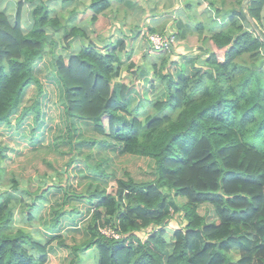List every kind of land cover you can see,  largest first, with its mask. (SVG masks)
I'll list each match as a JSON object with an SVG mask.
<instances>
[{"label":"trees","instance_id":"16d2710c","mask_svg":"<svg viewBox=\"0 0 264 264\" xmlns=\"http://www.w3.org/2000/svg\"><path fill=\"white\" fill-rule=\"evenodd\" d=\"M46 1L0 0V124L9 126L29 85H35L37 98L42 94L34 67L51 53L48 76L59 85L67 122H89L126 154L151 159L154 177L149 182L113 178L102 191L83 194L72 193L65 177L33 191L20 189L13 179L11 190L0 195V264H45L54 248L71 253L69 264L80 263V253L90 248L97 251V264H252L264 250V0L245 5L229 0L231 6L213 14L207 8L226 0L195 2V8L186 0L173 13L177 40L193 35L194 27L199 50L207 56L195 55V72L185 77L174 73V50L160 61L145 53L149 62L142 65L118 62L119 55L128 57L127 38L136 33L69 47L73 38L84 36L77 26L69 27L79 14L74 4L88 1L80 10L96 15L122 0H60L73 6L68 17L61 14L62 21L49 16ZM6 4L15 6L13 15ZM22 9L31 24L27 33ZM196 13L207 19L206 28ZM51 32L60 35L67 56L54 53ZM123 73L130 79L120 83ZM37 98L22 108L18 124L29 112L38 123ZM1 153L0 148L4 158ZM50 189L61 191L63 204L72 198L91 204L85 241L69 246L58 234L61 218L75 210L71 207L52 210L48 227L55 236L44 243L24 226L14 227L23 219L29 225ZM203 203L212 206L211 222L198 213ZM104 227L119 238L101 234Z\"/></svg>","mask_w":264,"mask_h":264},{"label":"rangeland","instance_id":"374dc122","mask_svg":"<svg viewBox=\"0 0 264 264\" xmlns=\"http://www.w3.org/2000/svg\"><path fill=\"white\" fill-rule=\"evenodd\" d=\"M10 1L16 2L17 0ZM172 1L173 0H122L119 3L111 1L108 9L102 13L103 15L101 13L94 15L89 10H80L84 5L87 6L88 1H81L79 4H74V9L79 12V14L73 17L69 27L77 26L84 32V36H76L73 38L69 47L73 50L91 40L94 44H100L101 40L111 41L119 32H122L126 36H130L132 33L138 34L142 29H146L148 26H153L158 29V24H162L159 20H162L165 16L170 18L168 20H173L174 17L171 18L173 14L171 11H176L186 6V0H176L175 4ZM200 1L203 2V0H192L194 8L196 7V3ZM215 1L218 2L219 0ZM45 3L47 6L49 5V16L58 17L59 20H61V14L68 17L67 13L70 12L73 7L68 6L71 4L69 1L62 4L60 0H47ZM5 6L8 12L13 15L15 6H10L8 4ZM228 6H231V4L229 0H226L225 5L215 3L209 6L206 12L210 11L213 14ZM191 14L193 15L194 12ZM27 16L26 10L22 9L20 21L23 22L24 33H27V30L31 26V24L27 22ZM92 16H97L95 21H91ZM197 17L204 22L206 28L209 24L207 19L205 20L202 15H197ZM188 22H190V20H188L187 23ZM170 23H172V21ZM170 29L171 30L168 32L176 34L175 31L172 30L173 28ZM190 29L193 35H188L183 41V44L190 48L187 54H192V56L186 57L181 54H175L178 63L173 66V69L176 76H178L177 74H181L184 77L192 75V73L195 72L193 66L194 56L196 55L198 57L197 60H204L207 56L200 52L201 49L198 50L200 43H198L197 38L194 37L196 33L195 28L191 27ZM204 33H207V31L204 30ZM58 35L53 32L50 34V37L57 43L53 51L54 53H62L64 56H67L68 52L63 49L64 46L61 44L62 39L58 40L60 36ZM138 38L139 37H135L132 44L126 48V51H130L132 61L141 64L142 56L145 53L150 54L156 60L160 61L166 51L150 53L146 44L144 49L142 48L140 44L141 41L139 40L140 38ZM177 44L179 45L180 43L177 41ZM74 45L78 47H74ZM180 46L182 47V45ZM193 49H197L198 52L193 54L192 52L195 51ZM51 59L52 54L47 53L43 58L41 67L34 70L36 77L42 83V94L37 98L38 95L35 85H29L22 95L19 109L10 115V126L5 127L0 125V148L2 150L1 154L4 156V158L0 156V195L11 190L13 179L20 181V189H35L37 182L41 184H44V181L48 183L59 182L61 177H65L67 185L69 183L79 188V190H83L87 186L79 185L80 181L81 184H83L85 178L88 177L91 182L96 171L103 170L105 164H107L105 171L107 174H112L117 166H125L128 170H132L136 181H147L153 178L154 163L151 159L149 160L146 157H132L130 160L123 162V159L118 158L120 157L119 154L112 152V155H110V152L101 149V145H98L99 148L97 146L91 147L96 140H105L112 144H117V146L119 145L118 143L108 137L96 134L93 127L86 122L75 119L71 120L69 123L67 122L62 108L63 99L59 85L52 77L48 76V70H50L48 62ZM118 62L122 64L128 63L127 58L123 55H119ZM129 79L130 78L123 73L119 82H128ZM136 88L138 91L142 92L141 83L137 84ZM36 98L38 99L40 111L38 125L34 124V112H29L18 124L15 118L22 112L21 110L23 107L31 106ZM69 124L71 126L73 125L75 128L73 132L68 129L70 126ZM68 132L70 135L69 141L67 139ZM95 136L96 138H94ZM70 159H74V164H69ZM95 163L99 164L95 165ZM72 166H74L73 169L71 168ZM81 177L83 178L81 179ZM35 178H37V180ZM71 179H73L72 182H70ZM89 188H91V186ZM85 190H87V188ZM46 194L47 202L37 210L38 220L31 222L30 225L24 222L26 227L30 228V226L34 225L35 228L38 227L41 229L39 233H35L34 230V237L41 240L42 243L55 236L54 232L48 229L50 211L52 212L54 209L64 208L65 206L73 207L74 209H86V205L82 202H79L78 206L71 204L70 202H72V200L67 204H63L61 192L58 190H51ZM197 210L199 214L205 216L207 222H211L215 219L210 204L203 203ZM83 212L82 215H79V213L72 216V218H76L75 222H77L78 228H80L78 231L75 230V232L69 229L70 232H68L67 238L69 243H72L73 236L75 239H79L85 234L83 227L86 226V224L84 219L85 213ZM68 216L69 215H65L61 218L62 226H69L66 218ZM37 234H39V236H37ZM170 234L171 233H169V235ZM41 235L44 239H42ZM55 242L56 241H54V244ZM168 247H171V242L168 243ZM57 249L58 248L48 253L49 257L46 264H54L55 262L56 264H68L72 257L69 251ZM56 250L57 254L53 255ZM93 251L95 252L93 260H96L97 251ZM252 264H264V250L261 254L254 257Z\"/></svg>","mask_w":264,"mask_h":264},{"label":"crops","instance_id":"0c3cea01","mask_svg":"<svg viewBox=\"0 0 264 264\" xmlns=\"http://www.w3.org/2000/svg\"><path fill=\"white\" fill-rule=\"evenodd\" d=\"M179 11H180V9H178ZM26 12H27V10H26ZM175 11H171V13H174ZM175 15L174 14H172V17L171 18H173ZM176 17V16H175ZM158 18V17H157ZM28 19V18H27ZM168 19H170L169 17H164V18H162V20H159L160 21V23H162V24H158V29H156L157 31H155V32H157V33H161V34H164L165 32H167L168 33V31H170L171 29L170 28H173L172 30H174V29H176L175 28V25L173 24V22L172 23H170L172 20H168ZM168 20V21H167ZM189 19H187L186 21H188ZM169 22V23H168ZM158 23V22H157ZM167 23V24H166ZM165 24H166V26H165ZM152 26H148L146 29H148V28H151ZM118 35L119 36H125L124 34H122L121 32H119L118 33ZM117 35V36H118ZM128 37V36H127ZM135 37H139V36H135ZM134 37V38H135ZM116 38V37H115ZM115 38H112V40L111 41H113ZM133 37H131V38H127V46H126V48L128 47V46H130L131 44H132V42H133V39H134ZM140 38V39H139ZM138 39L141 41L140 42V44L142 45V48L144 49V47H145V41H144V39L143 38H141V37H139ZM180 44L178 45V47L177 48H175L174 49V53L175 54H181L182 55V53L184 52V53H186V52H189L190 51V48L188 47V46H184L183 45V42L182 41H180L179 42ZM180 45H182V47L180 46ZM180 46V47H179ZM184 50V51H183ZM186 50V51H185ZM193 50H195L194 52H192L193 54H195V53H197L198 52V50L197 49H193ZM127 52V55H128V57H127V61L128 62H130V61H132V58L130 57V51H126ZM177 52H180V53H177ZM203 54V53H202ZM143 56H144V54H143ZM143 56H142V62H141V64H138V65H142V64H144V60H146V61H148L149 62V60H148V58H146V59H144L143 58ZM42 61H43V59L41 60V61H39V62H37L36 64H35V67H34V70H36V68H38V67H41V64H42ZM48 66H50V61L48 62ZM34 73H35V71H34ZM41 83V82H40ZM42 84V83H41ZM19 109V108H18ZM20 113V112H19ZM19 115V114H18ZM15 120H16V118H15ZM86 123H88L90 126H92L91 125V123H89V122H86ZM0 125H3V126H5L6 127V125L5 124H0ZM9 126H10V122H9ZM9 126H7V127H9ZM94 138H96V136L94 137ZM67 143H69V142H67ZM98 145H101V149H103V151H108V152H110L111 154L110 155H112V152H114L115 154H119L120 155V157H118V158H120V159H123V162H125V161H128V160H130L132 157H139V156H134V155H129V154H126L122 149H121V146L120 145H118L117 146V144H112V143H110V142H108V141H105V140H103V141H98V140H96V142L94 143V144H92L91 145V147H98L99 148V146ZM2 149H4V148H2ZM113 158H114V155H113ZM142 158H145V157H142ZM147 159H149V158H147ZM106 160H108V159H106ZM150 160V159H149ZM101 161H105V160H101ZM70 163H72V164H74V159H70L69 160V164ZM97 164H99V163H95V165H97ZM106 166H107V164H105L103 167V170H97L96 171V173H95V175L93 176L94 178H93V180L90 182V180H89V178L88 177H86L85 178V182L83 183V184H81V181H80V183H79V185H81V186H83V185H86L87 187V190H85L86 188H84L83 190H79V188H76L75 186H73L72 184H69L68 183V188H69V190L72 192V193H74V194H83L84 192H89V193H95V191H102L103 189H105L106 187H107V185H108V182L111 180V179H113V178H116V179H124V180H126L127 179V177H130V178H132V179H134V181H136L135 180V178H134V176H133V172H132V170L130 171V170H128L125 166H117L116 167V170H114L113 171V173L112 174H107L105 171H106ZM73 167L74 166H72L71 168L73 169ZM70 168V169H71ZM78 177V176H77ZM83 177H81V179H82ZM36 180H37V178H35ZM153 178H150L149 180H147V181H141V182H149V181H151ZM72 180L73 179H71V181L70 182H72ZM68 182H69V178H68ZM136 182H139V181H136ZM38 184H40V182H37V186L35 187V189L38 187ZM91 186V188H89ZM35 189H30V190H35ZM51 190H58V189H50L49 191H51ZM48 191V192H49ZM58 191H60V190H58ZM47 192V193H48ZM61 192V191H60ZM61 195H62V193H61ZM72 200V202H70L71 204H73L74 206H78V203L79 202H82L83 204H85L86 205V209L85 210H83V209H80V208H76L75 210H73V214L72 215H69L68 217H66L67 218V223H68V225L69 226H62V223H61V225L59 226V230H60V232L58 233V234H60L63 238H64V240H65V243L67 244V245H69V246H72V245H75V244H80L81 242H83V241H85L87 238H88V233H87V230H86V226L88 225V221H89V219H90V215H91V211H92V206H91V204L89 203V202H87V201H85V200H82V199H74V198H72L71 199ZM45 202H47V194H45V197L40 201V202H38V204H37V207L36 208H34V219L33 220H31V222H33V221H36V220H38V215H37V210L39 209V208H41L42 207V205L45 203ZM70 204V205H71ZM71 208H73V207H71ZM64 209H70V208H68L67 206H65L64 207ZM83 211H85V212H83ZM82 212L83 213H85V224H86V226H84L83 227V230L85 231V234H84V236L82 235V237H80L79 239H75V237L73 236L72 237V243H69L68 242V232H70V230L71 231H73V232H75V230H77L78 231V229L80 228H78V225H77V222H75L76 221V218H72V216H74L75 214H79V215H82ZM51 215H52V212L50 211V216H49V220H50V218H51ZM201 215V214H200ZM83 219V220H84ZM24 222H26L25 221V219H23V220H21V221H19V223H17V225L16 226H14L15 228H18V225H21V226H24L26 229H28L32 234H33V237H34V230H35V233H39L40 231H41V229H39L38 227L37 228H35V226L34 225H32V226H30V228L29 227H26L25 225H24ZM30 222V223H31ZM30 223H29V225H30ZM48 224H49V221H48ZM32 227V228H31ZM48 229H49V227H48ZM70 229V230H69ZM45 233H48V232H46V231H44ZM37 236H39V234H37ZM42 236V235H41ZM34 239H36L35 237H34ZM42 239H44L43 238V236H42ZM82 239V240H81ZM37 240H39V239H37ZM56 248H54L53 249V251L55 250ZM59 249H61V248H58L57 250H59ZM57 250H56V252L53 254V255H55V254H57ZM66 250V249H65ZM91 250H92V252H91ZM93 250H95L94 248H90V249H88V250H86V251H84V252H82V253H80V263H78V264H97V259L96 260H93L94 259V254H95V252L93 251ZM68 251V250H67ZM91 252V253H90ZM71 254V253H70ZM48 257H49V254H48ZM48 257H47V260H48ZM72 258V257H71ZM71 258H70V260H71ZM47 260H46V262H47ZM70 260H69V262H70ZM69 262H68V264H69ZM46 264V263H45ZM54 264H56V262L54 263Z\"/></svg>","mask_w":264,"mask_h":264},{"label":"built area","instance_id":"2783aa9c","mask_svg":"<svg viewBox=\"0 0 264 264\" xmlns=\"http://www.w3.org/2000/svg\"><path fill=\"white\" fill-rule=\"evenodd\" d=\"M139 37L143 38L147 49L152 52H169L177 47V37L174 33H150L146 29H142L139 32ZM100 233L118 239L119 236L115 234L110 228H101Z\"/></svg>","mask_w":264,"mask_h":264},{"label":"clouds","instance_id":"9594fccd","mask_svg":"<svg viewBox=\"0 0 264 264\" xmlns=\"http://www.w3.org/2000/svg\"><path fill=\"white\" fill-rule=\"evenodd\" d=\"M147 30V29H146ZM148 31V30H147ZM149 32V31H148ZM151 33V32H150ZM152 33H155V32H152ZM157 33V32H156ZM168 33H170V32H168ZM176 35V34H175ZM137 36H139V33L137 34ZM179 42V41H178ZM146 44V43H145Z\"/></svg>","mask_w":264,"mask_h":264},{"label":"water","instance_id":"95a60500","mask_svg":"<svg viewBox=\"0 0 264 264\" xmlns=\"http://www.w3.org/2000/svg\"><path fill=\"white\" fill-rule=\"evenodd\" d=\"M246 2H247V0H244V1H243V4L245 5V4H246Z\"/></svg>","mask_w":264,"mask_h":264}]
</instances>
